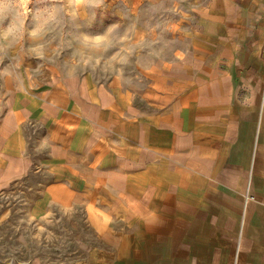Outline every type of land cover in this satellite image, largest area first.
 Returning a JSON list of instances; mask_svg holds the SVG:
<instances>
[{"label": "crops", "instance_id": "1", "mask_svg": "<svg viewBox=\"0 0 264 264\" xmlns=\"http://www.w3.org/2000/svg\"><path fill=\"white\" fill-rule=\"evenodd\" d=\"M195 17L0 105V264H264V0Z\"/></svg>", "mask_w": 264, "mask_h": 264}, {"label": "rangeland", "instance_id": "2", "mask_svg": "<svg viewBox=\"0 0 264 264\" xmlns=\"http://www.w3.org/2000/svg\"><path fill=\"white\" fill-rule=\"evenodd\" d=\"M204 1L21 0L0 30L1 107L57 73L125 79L171 48L173 27L194 21Z\"/></svg>", "mask_w": 264, "mask_h": 264}, {"label": "clouds", "instance_id": "3", "mask_svg": "<svg viewBox=\"0 0 264 264\" xmlns=\"http://www.w3.org/2000/svg\"><path fill=\"white\" fill-rule=\"evenodd\" d=\"M20 3L21 0H0V30H4L8 27ZM112 26L113 25H109L105 30Z\"/></svg>", "mask_w": 264, "mask_h": 264}]
</instances>
